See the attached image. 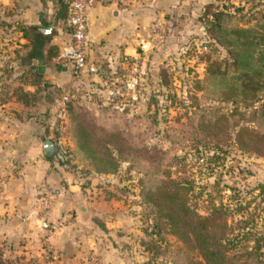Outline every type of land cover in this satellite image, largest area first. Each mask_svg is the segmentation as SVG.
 Here are the masks:
<instances>
[{"label":"rangeland","instance_id":"rangeland-1","mask_svg":"<svg viewBox=\"0 0 264 264\" xmlns=\"http://www.w3.org/2000/svg\"><path fill=\"white\" fill-rule=\"evenodd\" d=\"M263 5L264 0H175L174 5L153 10L149 32L144 36L149 43L139 49V98L123 113L105 110L107 125L96 124L94 119H99V111L105 106L102 103H107L95 76L80 77L85 87L65 86L60 91L56 86L47 87V97L51 94L55 98L65 91L72 95L81 106L85 124L64 115L56 117L50 139L63 162L59 163L55 154L49 156L65 175L54 178L47 188H38L32 215H23L22 209L7 202L5 210L0 209V264H172L177 240L153 226L152 214L141 194L159 172L167 169L172 178L190 185L188 200L198 212L205 213L219 200L230 207L242 205L246 209L236 210L234 219L248 212L257 214L253 226L264 233V203L259 200V184H264V152L239 148L233 140L234 129L223 143H214V138L199 129L188 131L177 141L183 123L196 122L195 106L211 105L219 111L232 106L201 96L206 57L226 55L224 45L209 29L211 16L206 10H221L220 22L231 27L247 24L251 12ZM15 19L14 11L0 4L3 121L10 109L1 103L8 97L27 103L37 100L35 91L33 96L26 91L24 64L17 63L27 43L20 41V33L13 27ZM164 25L175 26L174 33L168 35L170 31ZM166 39L170 44L174 41L172 47L165 48ZM40 81L37 75L33 83L39 86ZM14 89L23 93H15ZM2 130L0 127V133ZM129 140H134L131 149ZM108 152L113 154L114 162L107 157ZM1 164L0 191L13 169L11 163ZM66 181L76 186L71 189ZM60 188L63 196H59ZM45 194L52 197L49 226L44 227L41 198Z\"/></svg>","mask_w":264,"mask_h":264},{"label":"trees","instance_id":"trees-1","mask_svg":"<svg viewBox=\"0 0 264 264\" xmlns=\"http://www.w3.org/2000/svg\"><path fill=\"white\" fill-rule=\"evenodd\" d=\"M54 2L58 7V17L63 19L68 0H54ZM206 13L211 16L208 22L209 29L215 40L224 45L226 55L223 58L212 55L206 57L201 96L229 102L232 106L226 111H219L211 105L195 106L193 112H197L198 115L196 122L192 120L184 122L177 141L185 138L188 131L199 129L214 138V143H223L228 140L230 130L234 129L233 140L239 148L262 154L264 152V5L251 12L247 24L231 27L220 22L223 13L221 10L208 8ZM13 24L20 36L29 41H33L36 34L39 37H47V34L43 36L37 24H27L21 19L13 20ZM56 53L57 49L53 45L46 48L47 58L55 56ZM14 91L23 93L16 89ZM29 94L33 96L32 93ZM103 102L106 103L105 100ZM256 102L257 105L253 106ZM102 104L105 106L99 111V119L94 117L96 124L109 123V117L105 118V115L103 118L105 110L123 113L117 111L109 102ZM250 106L253 108L248 115H245ZM80 108L81 106L69 94L63 115L73 120L78 119L79 124L84 125ZM247 121H250L251 125L245 124ZM133 143L134 140H129L130 149ZM116 146L113 144L114 150L118 151ZM54 154L58 157L59 163L63 162L56 147ZM107 155L114 162L113 154L108 152ZM145 159L150 160L148 155ZM111 169H107V172H112ZM159 174L142 189L141 194L145 206L152 214L153 226L158 231L173 235L177 240L172 264H264V233L257 231L252 222L253 216L257 214L248 212L246 216L234 219V212L243 211L246 207L242 205L230 207L221 200L210 204L205 213H200L188 200L191 188L187 182L172 178L168 169ZM259 193L261 195L259 200L264 203V184H259Z\"/></svg>","mask_w":264,"mask_h":264},{"label":"crops","instance_id":"crops-1","mask_svg":"<svg viewBox=\"0 0 264 264\" xmlns=\"http://www.w3.org/2000/svg\"><path fill=\"white\" fill-rule=\"evenodd\" d=\"M174 1L117 0L112 3H96L87 11L84 45L86 56L92 61L101 62L116 78L120 77L124 73L122 56H133L135 53L139 55L138 41L149 32L151 12L174 5ZM0 4L11 8L22 22L39 25L43 36L47 34V37L36 34L33 41L19 35L20 41L27 44H24L17 63L24 64L25 80L28 79L26 91H35L37 100L27 103L14 100L11 96L1 103V106L9 107L7 112L10 114L6 121L0 119V127L3 129L0 133V149L1 144L4 145L0 161L11 163L13 169L11 175L6 176L0 191V209L4 211L6 202L8 205L12 203L14 208L19 211L22 209L23 215L31 216L32 208L37 204L35 192L38 188H47L54 178L60 179L59 175H65L63 168L58 167V164V168L55 167L50 156L41 151L42 137L50 138L52 126L58 117L54 103L56 97H51V94L46 96L49 92L47 87H59L58 91L65 86L85 87L84 82L80 83V77L91 75L74 76L68 63L57 64L54 56L46 57V48L49 45L58 50L70 37L62 19L57 15L58 7L54 0H0ZM164 27L169 29L168 35H172L176 29L175 26ZM170 39L163 43L165 48L174 44V41L169 43ZM37 75L41 76L39 86L33 83ZM66 182L71 189L76 186L70 181ZM61 189L59 196H63Z\"/></svg>","mask_w":264,"mask_h":264},{"label":"built area","instance_id":"built-area-1","mask_svg":"<svg viewBox=\"0 0 264 264\" xmlns=\"http://www.w3.org/2000/svg\"><path fill=\"white\" fill-rule=\"evenodd\" d=\"M117 0H68L67 10L62 19L63 26L69 31V41L58 48L54 60L58 63H68L71 73L74 76L91 75L97 78L104 98L117 111L131 109L135 106L139 98V64L138 53L133 56H122L124 62V73L116 78L105 66L98 61L90 60L84 51L86 41V19L87 11L96 3H112ZM155 28H153L154 30ZM148 40L139 39L138 48L143 50L148 44ZM205 49L203 45L201 47ZM69 94L67 91L62 92L55 98L57 116L63 115L65 103ZM51 194H45L41 198V225L49 226L48 205ZM55 224L54 222L51 223ZM54 226V225H53Z\"/></svg>","mask_w":264,"mask_h":264},{"label":"water","instance_id":"water-1","mask_svg":"<svg viewBox=\"0 0 264 264\" xmlns=\"http://www.w3.org/2000/svg\"><path fill=\"white\" fill-rule=\"evenodd\" d=\"M41 151L45 155H50L55 153L54 142L50 138L42 137Z\"/></svg>","mask_w":264,"mask_h":264}]
</instances>
